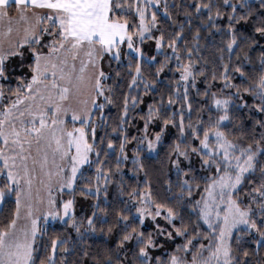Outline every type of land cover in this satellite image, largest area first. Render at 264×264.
Instances as JSON below:
<instances>
[{
  "label": "trees",
  "instance_id": "obj_1",
  "mask_svg": "<svg viewBox=\"0 0 264 264\" xmlns=\"http://www.w3.org/2000/svg\"><path fill=\"white\" fill-rule=\"evenodd\" d=\"M142 7L141 0H111L110 19L134 36ZM15 9L12 4L8 12ZM155 19L152 36L136 42L140 54L123 47L119 58L102 56L100 99L91 119L66 121L68 131H85L90 160L74 189L61 193L72 214L41 234L31 264H155L160 258L161 264L173 258L189 264L207 257L217 234L203 222L199 206L225 168L219 156L202 152L201 141L215 130L257 154L234 194L240 207L254 210L251 226L232 235L230 249L232 264H264V33L257 31L264 28V0H162ZM53 40L42 32L7 61L0 88L9 95L0 112L12 95L25 94L35 54H46ZM187 68L185 82L181 72ZM220 99L228 102L225 123L216 107ZM6 179L0 176V233L17 212V192L10 194ZM145 195L174 216L181 234L153 241V228L137 217L136 203ZM153 242L162 248L154 250ZM141 249L151 252L150 261Z\"/></svg>",
  "mask_w": 264,
  "mask_h": 264
},
{
  "label": "rangeland",
  "instance_id": "obj_2",
  "mask_svg": "<svg viewBox=\"0 0 264 264\" xmlns=\"http://www.w3.org/2000/svg\"><path fill=\"white\" fill-rule=\"evenodd\" d=\"M141 2L143 7L139 33L134 36L128 35L121 44L114 45L110 50H103L100 45L93 46V49L85 45L76 50L74 60L68 51L71 47L69 43L65 42L64 48L60 47V37L54 31V25L59 21L48 19L52 12L30 13L22 12L20 9L15 17H9L8 14L0 17V59H2L0 69L2 71L12 56H21L23 54L21 49L37 40L42 31V21L45 24L44 17L48 19L49 25H46L42 32L54 35V43L50 44V51L46 54L37 53L34 57L36 61L34 76H38L41 82L33 84V76L25 94L12 95L13 99L8 107L0 112V132L4 133L0 136V176L3 174L7 177L6 186L10 194L17 192V212L13 219L15 223L13 225L12 222L6 239L9 242L31 245L32 259L29 264L32 263L34 248L41 234L49 225L57 221L64 222L72 214V204L66 209L65 205L69 202H64L61 193L74 189L77 177L90 160L85 131L75 128L68 131L66 121L88 122L91 119L100 99L101 57L104 54H112L119 58L123 47L128 53L140 54L142 48L138 47V43L152 36L156 29L155 10L160 9L162 0H141ZM21 16L24 19H21ZM26 21H31L33 25L30 26L28 33ZM37 28L38 35L34 36V30ZM59 31L58 24L57 33ZM157 47H160L159 41ZM89 51H92L91 56L87 54ZM181 75L185 82H188L191 77L188 68L184 69ZM65 88L68 89L67 92L63 91ZM7 95L9 94L0 88V102L7 100ZM62 96L66 98L61 99ZM218 101L220 103L217 104L216 101V107L224 113L223 117L226 119H222V123H225L228 102L224 99ZM41 120L44 122L43 128H41ZM36 129H39V133ZM17 132L19 137L15 135ZM218 132L223 134L221 138H217ZM68 133H72V136L70 137ZM5 137H7V143H5ZM16 140L19 142L13 143ZM207 143V148L201 144L202 152L208 156H219L224 164L225 173L209 186L199 206L203 222L217 234L215 247L207 257L193 262L195 264H225L227 260L228 264H232L231 237L239 229H250L249 219L254 211L251 205L245 208L240 207L234 194L242 184L243 178L253 171L257 154L251 149L237 147L219 130L208 135ZM77 145H79V153ZM156 145V142L151 144L152 152L155 151ZM225 150L227 160L224 158ZM249 156L252 157L251 167H248L246 163ZM73 168L76 169L75 173L72 171ZM241 168H246L247 171L241 172ZM238 175L240 182L237 184ZM4 198L5 194L0 188V206ZM136 205H139L137 217L153 228L155 236L153 241L159 237L174 238V233L177 234L179 229L174 228L173 215L163 213L153 206L147 196ZM237 207L240 212H246L247 215L241 217L236 211ZM225 217H227V223H225ZM243 220H247L248 223H243ZM33 226H35V234H33ZM221 232H224L223 237ZM151 245L154 250L163 246L156 245L154 242ZM217 248L221 251L213 255ZM225 249L228 251L227 257L223 254ZM145 252L147 256H143L144 259L150 261L151 252ZM164 253L163 249L162 254ZM3 258L7 259L6 256ZM175 259L176 264H187L182 263L178 258ZM162 260L160 258L155 264H161ZM170 264H173V260Z\"/></svg>",
  "mask_w": 264,
  "mask_h": 264
},
{
  "label": "snow or ice",
  "instance_id": "obj_3",
  "mask_svg": "<svg viewBox=\"0 0 264 264\" xmlns=\"http://www.w3.org/2000/svg\"><path fill=\"white\" fill-rule=\"evenodd\" d=\"M10 2L19 6L22 12L28 10L29 4L35 8L52 10V15H50L48 19L59 21L60 31L56 33V35L60 37V47L64 48L65 42L69 43L71 47L68 51L72 55L73 60L76 58V50H79L85 45H87L90 49H93V46L95 45H100L101 49L110 50L118 43L117 38H119L120 41L124 39L125 25L110 19L109 16L110 11L112 10L111 0H0V17L7 15ZM225 3H227V0H225ZM20 18L24 19L23 16ZM257 31L264 33V28L257 29ZM130 39L131 38L129 37V40ZM129 47H131V43H129ZM229 47H231V45ZM87 54L91 56L92 51H89ZM0 62H2V59H0ZM137 71H139V69H137ZM2 74V69H0V75ZM184 78L186 79L187 77L185 76ZM40 82L41 81L38 76L33 77V84ZM53 86L55 87V85ZM29 88H31V85H29ZM63 91L67 92L68 89L65 88ZM64 98L66 97H61V99ZM219 103L220 101H217V104ZM222 119H226V117H222ZM43 127L44 122L41 120V128ZM36 131L39 133V129H36ZM3 135L4 133L0 132V136ZM15 135L19 137L18 132L15 133ZM68 135L71 137L72 133H68ZM222 135V133H216L217 138H221ZM207 140L208 134L205 133V138L201 141L204 148L208 147ZM7 142V137H5V143ZM18 142V140L13 141V143ZM228 147H232V145H228ZM79 150V145H77L78 153ZM193 151H195V149H193ZM224 158L227 160L226 150ZM251 160L252 157L249 156L246 161V163H248V167H251ZM205 163H207V161H205ZM5 166H7V164ZM72 171L75 173L76 169L73 168ZM240 171L244 172L247 171V169L241 168ZM9 178L11 179V174H9ZM239 182L240 176L238 175L236 177V183L238 184ZM233 187H235V185H233ZM70 204L71 201L65 205V208L67 209ZM236 211L239 212L241 217L247 215L246 212H240L238 207L236 208ZM242 222L248 223L247 220H243ZM14 223L15 222H13V225ZM89 223L91 224V221H89ZM225 223H227V217H225ZM33 225H35V222H33ZM252 226L255 227V224ZM33 234H35V226H33ZM177 234H181L179 230ZM223 235L224 232H221V237H223ZM8 236L9 233L7 232L0 233V264H29V261L32 259L31 245L9 242V240L6 239ZM129 238L130 237L128 236L124 237L125 240ZM189 243H191V241H189ZM220 251L221 249L217 248L216 253L213 255H216ZM223 254L225 257L228 256L227 249L224 250ZM140 255L146 257L147 253L144 249H141ZM5 256L7 259L3 258ZM173 264H176L175 258H173ZM193 264H195V262H193ZM225 264H228L227 260L225 261Z\"/></svg>",
  "mask_w": 264,
  "mask_h": 264
},
{
  "label": "crops",
  "instance_id": "obj_4",
  "mask_svg": "<svg viewBox=\"0 0 264 264\" xmlns=\"http://www.w3.org/2000/svg\"><path fill=\"white\" fill-rule=\"evenodd\" d=\"M13 3H11L10 2V4H9V6L10 5H12ZM15 5V4H14ZM8 6V7H9ZM16 6V9H15V11L13 12V14H10L9 12L7 13L8 14V16L9 17H15L16 16V14L20 11V7L19 6H17V5H15ZM33 11H41V14H44V13H47V12H52V10H50V9H41V8H35V7H32L30 4H29V6H28V10L27 11H25V12H30V13H32ZM39 14V13H38ZM42 16V18H43V15H41ZM109 16H110V13H109ZM44 19H45V24L43 23L44 21H42V25H41V28H42V31L44 30V27L46 26V25H49V22H48V19L46 18V17H44ZM117 22H119V21H117ZM119 23H121V24H124V23H122V22H119ZM58 24H59V22L57 23V24H55L57 27H58ZM25 25H26V30H27V33L29 32V30H30V26L32 25V22L30 21V22H28V21H26L25 22ZM125 25V24H124ZM33 26V25H32ZM42 31H40V34H39V37L37 38V40H34L33 41V43L34 42H37V41H39V39H40V35L42 34ZM38 32H39V29L37 28V29H35L34 30V36L37 34L38 35ZM124 39L123 40H125L126 39V37L128 36L127 35V28H126V25H125V29H124ZM36 38V37H35ZM117 40H118V43H117V45H119V44H121L122 42H123V40L122 41H120L119 40V38H117ZM51 43H54V40L51 42ZM28 44V43H27ZM30 44H32V42H30ZM51 48V47H50ZM50 51V50H49ZM102 58V57H101ZM101 60V59H100ZM2 203H3V201H2Z\"/></svg>",
  "mask_w": 264,
  "mask_h": 264
}]
</instances>
